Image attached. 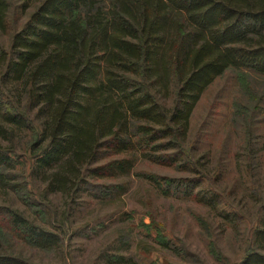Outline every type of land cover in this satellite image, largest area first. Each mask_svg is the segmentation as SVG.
Instances as JSON below:
<instances>
[{"label":"trees","instance_id":"obj_1","mask_svg":"<svg viewBox=\"0 0 264 264\" xmlns=\"http://www.w3.org/2000/svg\"><path fill=\"white\" fill-rule=\"evenodd\" d=\"M0 33L9 35L0 42V264H31L8 251L10 234L42 250L58 240L4 200L22 195L18 151L36 157L44 198L74 202L140 159L183 172L146 174L164 194L197 197L200 183L185 172L197 103L230 68L264 81V0H0ZM22 130L25 144L15 140ZM260 210L240 264H264V202ZM159 243L171 248L165 236Z\"/></svg>","mask_w":264,"mask_h":264},{"label":"rangeland","instance_id":"obj_2","mask_svg":"<svg viewBox=\"0 0 264 264\" xmlns=\"http://www.w3.org/2000/svg\"><path fill=\"white\" fill-rule=\"evenodd\" d=\"M14 16L21 25L20 11ZM0 42L7 47L9 35L0 33ZM29 139L27 130L15 138ZM186 144L192 162L185 172L200 183L197 197L164 194L146 174L183 172L140 159L128 175L97 179L93 186L101 193L83 191L74 202L60 194L44 198V186L32 176L36 157L18 151L13 172L22 195L4 200L58 240L42 250L10 234L8 251L31 264H240L264 202L263 79L241 77L234 68L216 77L194 109ZM211 193L214 202L199 199ZM160 235L171 248L159 243Z\"/></svg>","mask_w":264,"mask_h":264}]
</instances>
